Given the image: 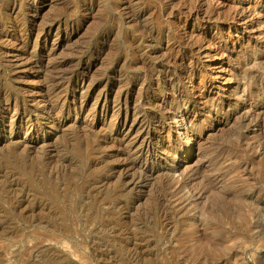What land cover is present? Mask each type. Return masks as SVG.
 <instances>
[{"label":"rangeland","instance_id":"rangeland-1","mask_svg":"<svg viewBox=\"0 0 264 264\" xmlns=\"http://www.w3.org/2000/svg\"><path fill=\"white\" fill-rule=\"evenodd\" d=\"M103 94L166 116L147 188L117 183ZM0 264H264V0H0Z\"/></svg>","mask_w":264,"mask_h":264},{"label":"bare ground","instance_id":"bare-ground-1","mask_svg":"<svg viewBox=\"0 0 264 264\" xmlns=\"http://www.w3.org/2000/svg\"><path fill=\"white\" fill-rule=\"evenodd\" d=\"M240 7V6H239ZM252 8V7H251ZM245 8H236L234 10V12L232 13V20H234L236 22V24L238 25H242L244 26L245 28H253L252 25H248L249 22L251 21H248L246 23V20H248V13L244 10ZM254 10V9H253ZM181 13V12H180ZM254 13V12H253ZM197 15V14H195ZM192 16V15H191ZM250 19V18H249ZM252 23V22H251ZM248 25V26H247ZM251 30V29H250ZM249 31V30H248ZM246 30V32H248ZM19 32V31H18ZM249 33V32H248ZM252 33V31H251ZM243 35H244V32L243 30L241 31V37L243 38ZM27 37H29L27 35ZM21 36H18V41L21 40ZM188 41H184L182 39H178L177 41L174 42V44H177L178 47L182 48L183 45H186V47H188L189 45L187 44ZM190 43V42H189ZM188 45V46H187ZM184 47V46H183ZM189 50H188V53L192 54L194 52L192 46H189ZM185 48V47H184ZM187 49H185L186 51ZM182 51V50H181ZM198 51V50H197ZM7 55V54H6ZM208 55V53H207ZM169 61V60H168ZM12 62V61H11ZM169 64V62H168ZM14 65V64H13ZM177 65V64H176ZM11 67V66H10ZM169 66L166 67V70ZM174 67V66H172ZM178 67V66H177ZM180 67V65H179ZM196 67V66H195ZM193 67V68H195ZM198 67V66H197ZM202 67V66H201ZM163 68V67H162ZM192 68V69H193ZM171 69V68H170ZM179 74H178V77L181 76V78L183 77H186L188 76L187 74L189 73L188 72V69L186 70L185 68H179ZM216 69V68H215ZM162 70V69H161ZM160 71V69H159ZM164 71V70H163ZM190 71V70H189ZM223 71V70H222ZM221 71V72H222ZM170 72V71H169ZM175 70L173 71V74H174ZM162 73V72H161ZM164 73H168V72H164ZM176 74H177V71H176ZM190 74V73H189ZM192 74V73H191ZM166 75V74H165ZM171 75V74H170ZM76 76H81V83L86 79L88 78L87 76V73H76ZM211 76V75H210ZM167 75L166 77L161 81L163 88L166 87L167 85H169V80H167ZM170 77V76H169ZM190 78V77H189ZM192 78V77H191ZM212 78H219V79H223L225 80L226 82V76L224 75H219L218 74H214L213 76H211V79ZM179 79V78H178ZM158 80V79H157ZM161 80V79H160ZM204 81V80H203ZM157 82V81H156ZM159 82V80H158ZM172 82V81H170ZM205 83V82H204ZM89 84V83H88ZM158 84V83H157ZM203 84V82H202ZM174 85V84H173ZM90 86V85H89ZM89 86L86 88L88 89ZM158 87V86H157ZM169 87H172L173 86H168ZM195 87V86H194ZM205 87V86H204ZM85 89V90H86ZM158 89V88H157ZM197 89V87H196ZM105 90V89H104ZM172 90V89H171ZM192 90L195 91V89L192 88ZM191 90V91H192ZM88 91V90H87ZM198 91V90H197ZM84 92V93H83ZM127 92V91H126ZM108 93V92H107ZM120 93V92H119ZM122 93V92H121ZM175 93V92H174ZM192 93V92H191ZM79 94L81 95V97L83 99H86L87 96H88V93L86 91H82L80 89L79 91ZM124 94V93H122ZM195 94L192 93V95ZM198 94V92H197ZM203 94V93H202ZM105 96L104 101L102 102V98L100 99V96L97 97L94 101H95V105L92 107V114L90 115H87L89 117H93V119H95V117H98L100 116V119L102 118L103 121H105V119L108 117L109 115V111L110 109L112 110V116L110 118V122L109 125H106V127L109 129V133H108V136L107 138H104L103 141H101V146L104 144L106 145L107 143H112L113 141H116L118 142V145L117 148V152H116V155L117 156H121V162L120 164L118 165V167H115L114 168V171L116 172L114 175L117 177L116 179L118 180L117 183H121L122 184V189L125 191H137V190H142L143 187L147 188L148 186V182L150 181L151 177L160 169L158 168V166L154 163L155 159H156V152L158 151V137H155L149 127L152 125V126H155V125H158L159 127L156 128V132L159 134V133H164V131H167L169 130L170 131V128H168L167 126H164L161 124V121L164 120L163 117H166L164 115V113H162L163 111H161V114H156V113H153V114H149L148 117H146V120H147V123L143 122V119H139L138 118V115H139V112H137V110L135 109V107H131L130 108V98L128 97V94H126L125 96H121L119 95L116 99L114 98L113 100V108L109 107V104L107 103V101H112V98L110 100V97L107 95V94H103ZM175 96V94H173ZM196 95V94H195ZM180 96V95H179ZM207 96V95H206ZM206 96H203V95H197L196 96V100H195V106L191 105L190 103H182V99L180 101H177L179 102L178 103V108H181L182 111H183V117L186 119V127H185V132H184V135L185 137L187 138L188 142L190 144H195L197 143L198 139L196 137H191V136H187V133L189 132V130L191 131L193 128L194 125H196V121H197V117H198V110L195 109V107H199L200 105H203L205 107H208L209 103L212 101L210 100L209 97H206ZM209 96V95H208ZM140 98V96H138ZM137 98V97H136ZM139 98H137L138 100L135 101L138 106H140L141 108H143L145 106V104L147 103H142V100H139ZM162 98V97H161ZM180 98V97H179ZM178 98V100H179ZM183 98V97H181ZM194 98V97H193ZM132 99V98H131ZM141 99V98H140ZM186 99V98H185ZM215 99V98H214ZM134 100V99H133ZM167 100V99H166ZM188 100V99H187ZM144 101V100H143ZM146 101V99H145ZM161 101V100H160ZM175 101V99H174ZM189 101V100H188ZM132 102V101H131ZM216 102V101H214ZM38 103V102H37ZM165 103V102H164ZM167 103V101H166ZM173 103V101H172ZM213 103V101H212ZM64 102L62 103L61 107L63 106ZM170 104V103H168ZM182 104V105H181ZM211 104V103H210ZM216 104V103H215ZM97 105H99L97 107ZM111 105V106H112ZM165 105V104H163ZM170 105H173V104H170ZM148 106L150 107H153V106H156V104H154V102H148ZM157 106H158V103H157ZM161 106V105H159ZM169 106V105H168ZM176 106V108H177ZM211 106V105H210ZM147 107V106H146ZM170 107V106H169ZM173 107V106H172ZM171 107V108H172ZM215 107V106H214ZM156 108V107H155ZM154 108V109H155ZM162 108V107H161ZM210 108V107H209ZM208 108V110H209ZM139 109V108H138ZM145 109V108H144ZM157 109V108H156ZM212 109V108H211ZM214 109V108H213ZM160 110V108H159ZM162 110V109H161ZM203 110V109H202ZM207 110V108H206ZM56 111V106L55 105H47L46 107L42 108V117H50L51 115L54 114V112ZM59 117L62 115H64L62 113V110H59ZM143 111V110H142ZM167 111V110H166ZM210 112V111H209ZM82 113V109H77V111L75 112L76 115ZM141 113V112H140ZM145 113V112H144ZM158 113V112H157ZM138 114V115H137ZM209 114V113H208ZM45 115V116H43ZM147 115V114H146ZM145 116V115H144ZM192 116V117H191ZM210 116V115H209ZM133 117V120L131 124H133L134 122L136 123V125H138L139 127V130L136 134H134V139L132 137L131 140H128V141H124L125 138L128 134L131 133V131L133 130L131 127H129L128 129H126V123L127 121ZM191 117V118H190ZM212 118V116H210ZM88 118V117H87ZM200 120V119H199ZM203 120V119H202ZM207 120H208V116H207ZM217 120V119H216ZM145 121V120H144ZM225 121V120H224ZM163 122V121H162ZM200 121H198L199 123ZM212 122V121H211ZM107 123V124H108ZM202 123V122H201ZM214 123V122H213ZM147 124V125H146ZM91 126V125H90ZM129 126V125H128ZM197 126V125H196ZM198 126H201V125H198ZM53 127H56V123L53 124ZM156 127V126H155ZM154 127V128H155ZM154 130V129H152ZM136 132V131H135ZM120 135H123L121 138H117L118 136L120 137ZM129 136V135H128ZM160 136V135H159ZM124 141V142H121ZM43 143V142H42ZM41 143V144H42ZM114 143V142H113ZM123 143H125L123 145ZM96 144V143H95ZM114 145V144H113ZM43 146H44V143H43ZM102 146V147H103ZM162 146V145H161ZM165 147V146H164ZM98 148V145L97 147ZM114 148V146H113ZM112 148V149H113ZM161 148V147H160ZM170 148V147H169ZM95 149V148H94ZM164 149V148H163ZM167 149V148H165ZM169 150V149H168ZM98 151L100 152V149H98ZM102 151V150H101ZM165 152V150H164ZM101 153V152H100ZM170 153V152H168ZM102 154V153H101ZM164 154V153H163ZM166 154V152H165ZM115 155V153H114ZM113 154H109V156H114ZM104 158V156H103ZM105 159V158H104ZM103 160V159H102ZM158 160V159H157ZM117 162H118V159H117ZM118 162V163H119ZM158 162V161H157ZM112 171V170H110ZM111 173V172H109ZM112 174V173H111ZM118 174V175H116ZM111 176V175H110ZM114 176V177H115ZM113 178V177H112ZM111 179V178H110ZM115 179V178H114ZM103 180V179H102ZM103 182V181H102ZM100 182V183H102ZM98 183V182H97ZM106 183V182H105ZM119 183V184H120ZM99 184V183H98ZM108 184V183H107ZM106 184V185H107ZM92 187V186H91ZM101 187V186H100ZM120 187V186H119ZM149 187V186H148ZM120 188V189H121ZM104 189V188H103ZM119 191V190H118ZM132 194V193H131ZM130 194V195H131ZM124 195V194H122ZM140 195V194H139ZM132 200V199H131ZM135 200V199H134ZM137 200V199H136ZM136 203V202H134ZM131 204V203H130ZM133 205V204H132ZM131 205V207H132Z\"/></svg>","mask_w":264,"mask_h":264}]
</instances>
